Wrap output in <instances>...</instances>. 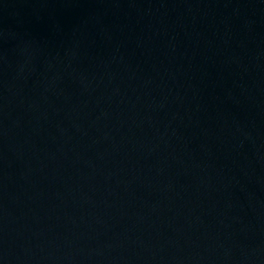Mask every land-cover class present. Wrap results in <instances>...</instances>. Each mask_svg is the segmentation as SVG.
I'll return each mask as SVG.
<instances>
[{
	"label": "water",
	"instance_id": "1",
	"mask_svg": "<svg viewBox=\"0 0 264 264\" xmlns=\"http://www.w3.org/2000/svg\"><path fill=\"white\" fill-rule=\"evenodd\" d=\"M0 264H264V0H0Z\"/></svg>",
	"mask_w": 264,
	"mask_h": 264
}]
</instances>
